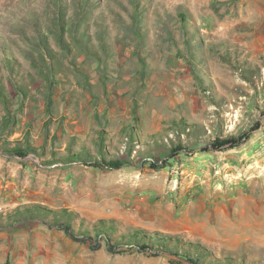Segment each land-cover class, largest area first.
<instances>
[{
	"label": "rangeland",
	"instance_id": "rangeland-1",
	"mask_svg": "<svg viewBox=\"0 0 264 264\" xmlns=\"http://www.w3.org/2000/svg\"><path fill=\"white\" fill-rule=\"evenodd\" d=\"M65 220L264 264V0H0V264H186Z\"/></svg>",
	"mask_w": 264,
	"mask_h": 264
},
{
	"label": "trees",
	"instance_id": "trees-1",
	"mask_svg": "<svg viewBox=\"0 0 264 264\" xmlns=\"http://www.w3.org/2000/svg\"><path fill=\"white\" fill-rule=\"evenodd\" d=\"M239 141V138L235 137H226V138H215L211 143H209L210 149H219L226 145V147H233ZM107 165L110 167H117L119 165V160L113 159L106 162ZM57 227L63 229V231L73 240L75 241H82V242H90L91 246L94 249H97L101 246V241L104 242V247L109 252L120 253L124 252L126 249H135L140 252H145L150 255H157L158 253L162 252L173 257H177L180 261H184L186 264H200L199 258L196 255H192L189 253L183 252H172L171 244L175 241L174 238L170 235H162L156 233L155 235V242L154 236L150 237L147 234L142 235L141 241L131 240L132 242L126 241H118L116 238L109 233H100L96 232V235L91 236L89 231H84L79 236V233H76V230L72 228L71 224L65 221H56L55 224ZM178 260V261H179Z\"/></svg>",
	"mask_w": 264,
	"mask_h": 264
},
{
	"label": "bare ground",
	"instance_id": "bare-ground-1",
	"mask_svg": "<svg viewBox=\"0 0 264 264\" xmlns=\"http://www.w3.org/2000/svg\"><path fill=\"white\" fill-rule=\"evenodd\" d=\"M256 169V168H255ZM258 170V169H257ZM252 172V171H251ZM262 175V174H261Z\"/></svg>",
	"mask_w": 264,
	"mask_h": 264
}]
</instances>
